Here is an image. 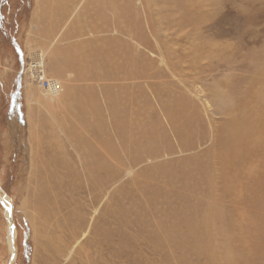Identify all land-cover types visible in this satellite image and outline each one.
<instances>
[{"label": "rangeland", "instance_id": "374dc122", "mask_svg": "<svg viewBox=\"0 0 264 264\" xmlns=\"http://www.w3.org/2000/svg\"><path fill=\"white\" fill-rule=\"evenodd\" d=\"M83 5L50 42L30 28L34 0H0V264H264V0ZM33 52L54 90L40 103Z\"/></svg>", "mask_w": 264, "mask_h": 264}, {"label": "bare ground", "instance_id": "6f19581e", "mask_svg": "<svg viewBox=\"0 0 264 264\" xmlns=\"http://www.w3.org/2000/svg\"><path fill=\"white\" fill-rule=\"evenodd\" d=\"M85 1L86 0H78V10H82L81 9V7L83 6V3H85ZM175 1V0H174ZM164 7V6H163ZM170 10V9H169ZM86 18V17H85ZM41 19V18H40ZM43 25H44V23H42ZM42 25V26H43ZM39 27V26H38ZM41 27V26H40ZM49 27V26H48ZM65 28V27H64ZM89 28V27H88ZM48 29H50V28H48ZM66 31V30H65ZM44 32V31H43ZM46 35H45V38L46 39H48L50 42H51V40H52V37L50 36V34H49V32L48 31H46V32H44ZM67 34V33H66ZM70 34V33H69ZM68 34V35H69ZM64 37H65V35H64ZM53 38H56L55 36H53ZM66 38V37H65ZM45 39V40H46ZM71 40V39H70ZM53 41V40H52ZM68 41H69V39H68ZM73 41V40H72ZM30 42V41H29ZM71 42V41H70ZM69 42V43H70ZM68 43V42H67ZM53 46L55 45L54 43L52 44ZM70 45V44H69ZM59 49H61L58 45H56ZM68 49H69V47H68ZM54 50L56 51L57 50V48L56 47H54ZM70 50V49H69ZM39 51V50H38ZM60 51H62V50H60ZM67 51V50H66ZM66 51H65V53H66ZM54 52V51H53ZM68 52V51H67ZM160 53V52H159ZM159 53H158V55H159ZM71 54V53H70ZM32 58H31V62L29 63V67H28V69H27V73H26V76L27 77H29L30 78V80H28L29 81V84H26V86H25V92H26V95H27V99H28V102H37V103H40V97H39V94H38V92L40 91L41 93H44V96L46 97V95H48L49 97H50V95H52V94H46V93H50V92H53L54 90H53V88H52V83L50 82V81H48L47 79H46V82L48 83V89H46V90H44L42 87V89L41 88H39L38 86V84H42L43 82H45L44 80H45V67H46V64H45V60H44V55H43V53L42 52H38V54L36 53V52H33L32 53ZM56 55V56H55ZM100 55V54H99ZM53 56H55V58L57 57V53L56 54H54ZM160 56V55H159ZM59 57V56H58ZM99 57V56H98ZM102 57V56H101ZM100 57V58H101ZM95 58V57H94ZM160 58V61H161V64L163 63L164 64V66L165 67H167V62H166V59L164 58V57H162V56H160L159 57ZM59 59V58H58ZM101 62V61H100ZM255 62L257 63V69H264V59H261V58H258V59H256L255 60ZM64 63V62H63ZM263 64V65H262ZM262 65V67H260ZM99 66V65H98ZM93 67V66H92ZM108 68V67H107ZM93 70V69H92ZM104 71V70H103ZM264 72V71H263ZM262 72V73H263ZM99 77V76H98ZM104 78H105V76H103ZM107 77V76H106ZM109 77V76H108ZM101 79V78H100ZM106 79V78H105ZM104 80V79H103ZM105 81V80H104ZM25 85V84H24ZM100 85V84H99ZM107 85V84H106ZM42 86V85H41ZM90 88V87H89ZM97 89H98V87H97ZM94 90V89H93ZM101 90V89H100ZM107 90V89H106ZM90 91V90H89ZM108 92V91H107ZM106 92V93H107ZM102 93V92H101ZM54 94H55V92H54ZM105 94V93H104ZM41 95V94H40ZM91 95V94H90ZM94 95V94H93ZM106 95V94H105ZM60 95H55V99H57L58 97H59ZM96 97V96H95ZM102 97V96H101ZM261 97V96H260ZM47 98V97H46ZM52 98H53V95H52ZM94 98V97H93ZM258 98H259V96H258ZM47 99H49V98H47ZM84 99V98H83ZM103 101V100H102ZM259 101V100H258ZM51 103V102H50ZM86 103V102H85ZM207 104H209V102H206ZM249 103V102H248ZM105 104V103H104ZM82 105V104H81ZM80 105V106H81ZM105 106V105H104ZM262 106L264 107V99H263V102H262ZM41 107V106H40ZM262 107V110L264 111V108ZM41 109V108H40ZM104 110H102V112H103ZM231 112H234V111H232V110H230ZM28 112H29V110H28ZM30 113V112H29ZM116 113V112H115ZM257 114H259L258 112H256ZM80 114V113H79ZM29 116V115H28ZM87 116H89V114L87 115ZM90 116H92V115H90ZM99 116V115H98ZM263 118H264V112L262 113V115H261ZM80 117V116H79ZM79 117H77V119L79 118ZM40 118V117H39ZM54 118V117H53ZM28 119H30L29 117H28ZM76 119V118H75ZM92 119V118H91ZM96 119V118H95ZM81 120V119H80ZM86 120V119H85ZM88 120V119H87ZM89 120H90V117H89ZM30 121H32V119L30 120ZM237 121H239V120H236V121H232L231 123H230V133H231V131H232V129L234 128V126H235V124H236V122ZM37 121H35V123H36ZM39 122V121H38ZM54 122V121H53ZM85 122V121H84ZM99 122H101L100 120H99ZM99 122H98V124H99ZM29 123V122H28ZM27 123V124H28ZM31 123V122H30ZM34 123V122H33ZM32 123V124H33ZM34 123V124H35ZM78 123H79V121H78ZM32 124L31 125H29V126H32ZM34 124H33V126H34ZM41 124V123H40ZM86 124H88V123H86ZM85 124V125H86ZM38 126V125H37ZM37 126H36V128H37ZM87 126V125H86ZM263 126V124L260 122V120L259 121H257L256 122V125L254 126L255 127V130L256 131H259V129L261 128ZM40 127V126H39ZM38 127V128H39ZM100 127V126H99ZM98 127V128H99ZM31 128V127H30ZM33 128H35V127H33ZM43 128V127H42ZM102 129V128H101ZM33 130V129H32ZM31 130V131H32ZM35 130V129H34ZM100 130V129H99ZM263 130V129H262ZM224 132H225V130H223ZM33 132V131H32ZM31 133V132H30ZM35 133V132H34ZM246 130H242V131H240L239 132V134H238V137H239V140H242L245 136H246ZM36 135V134H35ZM40 135V134H39ZM100 136V135H99ZM264 136V135H263ZM39 139H40V137L39 136H37ZM36 137V138H37ZM101 137V136H100ZM227 137V135H226V133H223V135L221 136V138H226ZM102 139V138H101ZM35 140V139H34ZM38 140V139H37ZM98 139H96V141H97ZM100 140V139H99ZM41 141V140H40ZM44 141V140H43ZM95 141V140H94ZM67 143V142H66ZM101 143H103V142H101ZM36 144H37V142H36ZM99 145H100V143H98ZM220 145H221V147L223 148V147H227V148H229L227 151H236V150H238L241 146H242V141H220ZM31 147V146H30ZM263 147H264V144L262 145V146H260V148L258 149L259 151H264V149H263ZM226 148V149H227ZM103 149V148H102ZM225 149V150H226ZM87 150V149H86ZM85 153V152H84ZM87 153V152H86ZM95 153V152H94ZM92 156V155H91ZM95 156H96V160L94 161V163H90L89 162V160L86 158V165H85V167H86V169H87V171H88V175H90L91 177H93L92 179H93V181L95 180V181H97V182H95L94 184H99V185H102L103 183H104V180H105V177H106V173H107V170H108V164L104 161V154H102V153H95ZM78 157V156H77ZM80 161V160H79ZM94 175V176H93ZM54 176V173H49L47 176H46V178L44 179V180H47L48 179V177H53ZM86 179V178H85ZM39 183H42L43 184V182H42V178H41V180L39 181ZM38 183V184H39ZM47 183V182H46ZM37 184V183H36ZM37 184V185H38ZM45 184V183H44ZM93 184V183H92ZM97 186V185H96ZM40 192H41V197H51V193L50 192H48V193H46V190H45V186H42V187H40ZM49 191V190H48ZM1 199H2V202H3V205L5 206V212H6V216H7V219L9 218V208H8V201H7V199L6 198H4V197H1ZM37 205H38V208H40L41 210H43V211H45V210H47V207H46V203L44 202V201H42V199H38L37 200ZM81 218V217H80ZM79 221V220H78ZM80 221H82V220H80ZM86 226V225H85ZM78 227V226H77ZM82 227V226H81ZM83 228V227H82ZM78 234H79V232L76 230V229H74V232H73V235H72V238H73V240H72V242L70 243V245L67 247V251H66V253H65V255H64V260H67L68 258H70V256H71V254L74 252V250H75V248L80 244V242H79V239H78ZM80 235V234H79ZM14 235H8V245H9V250H10V253L12 254L13 252H12V248H11V244H12V242H13V240H12V238H14L13 237ZM89 258V257H88ZM87 262H89L88 260H87Z\"/></svg>", "mask_w": 264, "mask_h": 264}, {"label": "crops", "instance_id": "0c3cea01", "mask_svg": "<svg viewBox=\"0 0 264 264\" xmlns=\"http://www.w3.org/2000/svg\"><path fill=\"white\" fill-rule=\"evenodd\" d=\"M81 9H85L84 5L81 7ZM78 11V0H34V6L32 7L30 13V28L31 30L33 29V33L35 35L40 34V36L43 37L46 35L44 33L46 31L51 33L55 31L56 27H62L64 25L71 24L72 20L70 18L78 15ZM80 20H82L81 16L78 18V23L79 25H82L83 20L82 22H80ZM42 23H44V25ZM75 23L77 24V22ZM35 25L49 27H46V29L43 27H38L37 29L32 28L35 27ZM60 30L61 28H59L57 32L60 33ZM37 38L38 40L41 39L40 37ZM38 47L42 48L39 45ZM24 52L26 53L25 48Z\"/></svg>", "mask_w": 264, "mask_h": 264}, {"label": "built area", "instance_id": "2783aa9c", "mask_svg": "<svg viewBox=\"0 0 264 264\" xmlns=\"http://www.w3.org/2000/svg\"><path fill=\"white\" fill-rule=\"evenodd\" d=\"M44 83H46V82H44Z\"/></svg>", "mask_w": 264, "mask_h": 264}]
</instances>
